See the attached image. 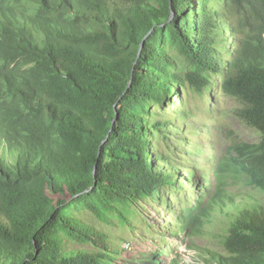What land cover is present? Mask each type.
I'll use <instances>...</instances> for the list:
<instances>
[{
    "label": "trees",
    "instance_id": "16d2710c",
    "mask_svg": "<svg viewBox=\"0 0 264 264\" xmlns=\"http://www.w3.org/2000/svg\"><path fill=\"white\" fill-rule=\"evenodd\" d=\"M218 83L260 140L202 180L161 168L169 99ZM185 185L180 234L222 231L204 264H264V0H0V264H164L92 219L150 229L143 204Z\"/></svg>",
    "mask_w": 264,
    "mask_h": 264
},
{
    "label": "rangeland",
    "instance_id": "374dc122",
    "mask_svg": "<svg viewBox=\"0 0 264 264\" xmlns=\"http://www.w3.org/2000/svg\"><path fill=\"white\" fill-rule=\"evenodd\" d=\"M224 34L227 35L228 33L225 32ZM238 106V102L223 95L220 83L205 98L192 95L190 103L187 102L185 95L181 101L172 96L169 99V108L166 114L171 120L170 130H173L169 133V137L173 143L176 141V147H167V153L171 152L170 156L173 159L182 160V164L180 168H176L167 165L171 164L169 162L167 164L159 162L161 168L167 167L176 172L180 171L181 176L185 177H189L191 170H194L199 176L198 179H202L206 175H212L217 160L227 153L234 143L258 142L260 137L257 131L242 123L234 115L233 110ZM181 112L189 114L184 121L181 120ZM179 138L183 139L180 141ZM197 146H201L203 149L199 151ZM210 156L216 157V159H210ZM236 189V186L229 188L234 194ZM171 191L174 194L168 196L165 194L166 198L172 201L168 208L166 204L157 200L158 196L148 198L149 204H143L142 213L148 223L153 226L150 229L145 228L143 222H136L133 228L126 230L121 227L117 220L109 226L97 222L95 219L92 221L111 232L114 242H117L118 247L123 250L139 252L143 248L148 249V247L150 250H156V246L152 247L155 244L167 250L165 254L167 260L171 250L179 254L181 256L179 264H204L208 254H210L209 251L223 253V246L219 243L220 238L213 235L221 234L222 231L219 229L207 228L205 237L204 235L202 237L200 235L186 237L180 234L177 230L178 216L173 211L176 208L177 200L186 204L185 198L189 195L188 188H185L183 199L180 194L175 193L174 190ZM253 193L256 198L262 199L261 194L255 191ZM242 198L239 196L237 202H242ZM174 206L175 208H173ZM215 221L223 222V219L219 217ZM134 243L143 245L136 249ZM129 244L133 245L129 246ZM165 264H169L168 261Z\"/></svg>",
    "mask_w": 264,
    "mask_h": 264
},
{
    "label": "clouds",
    "instance_id": "9594fccd",
    "mask_svg": "<svg viewBox=\"0 0 264 264\" xmlns=\"http://www.w3.org/2000/svg\"><path fill=\"white\" fill-rule=\"evenodd\" d=\"M191 170V169H190ZM191 171H194V170H191ZM213 172H214V170H213ZM179 173H180V171H179ZM213 174V173H212ZM197 175V174H196ZM185 177V176H184ZM187 177V176H186ZM198 177L199 176H197L196 178L198 179ZM202 179H204V178H202ZM202 179H199V180H202ZM197 181V180H196ZM185 188H188V186L187 185H185V186H183L182 187V193H180V195L182 196V199H183V197H184V195H183V193L185 192ZM188 194H189V188H188ZM189 195H187L186 197H188ZM186 200V199H185ZM180 203H181V207H179L180 206ZM183 205H185L186 207H188L189 206V203H187L186 202V204L184 203H182L181 202V200H178V202H177V204H176V206H177V208L173 211V213L175 214V215H177L178 216V221H179V214H181V211H179V210H181V208L183 207ZM179 226H180V221H179V223H178V225H177V230L179 231ZM185 236V235H184ZM186 237H188V236H186ZM152 247H155V245L154 246H152ZM148 250L150 251V252H152V250H150V248L148 247ZM164 250V264L166 263V261H168L166 258H165V254H166V252H167V250L166 249H163ZM171 253H169V257H172L173 256V254H177V253H175V251L174 250H171L170 251ZM174 255V256H175ZM169 263V262H168Z\"/></svg>",
    "mask_w": 264,
    "mask_h": 264
},
{
    "label": "water",
    "instance_id": "95a60500",
    "mask_svg": "<svg viewBox=\"0 0 264 264\" xmlns=\"http://www.w3.org/2000/svg\"><path fill=\"white\" fill-rule=\"evenodd\" d=\"M173 18L175 17V13L173 12V16H172ZM144 44H145V41H144V43H143V45H142V48H141V51H140V53L142 52V50H143V47H144ZM95 174H96V171H95Z\"/></svg>",
    "mask_w": 264,
    "mask_h": 264
}]
</instances>
